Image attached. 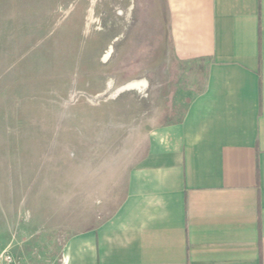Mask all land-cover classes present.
Listing matches in <instances>:
<instances>
[{
  "label": "rangeland",
  "instance_id": "374dc122",
  "mask_svg": "<svg viewBox=\"0 0 264 264\" xmlns=\"http://www.w3.org/2000/svg\"><path fill=\"white\" fill-rule=\"evenodd\" d=\"M205 79L174 52L166 0H0V264H50L55 237L107 219L148 132Z\"/></svg>",
  "mask_w": 264,
  "mask_h": 264
},
{
  "label": "crops",
  "instance_id": "0c3cea01",
  "mask_svg": "<svg viewBox=\"0 0 264 264\" xmlns=\"http://www.w3.org/2000/svg\"><path fill=\"white\" fill-rule=\"evenodd\" d=\"M166 3L174 52L202 60L204 87L148 132L118 208L55 237L50 264H264V0Z\"/></svg>",
  "mask_w": 264,
  "mask_h": 264
},
{
  "label": "built area",
  "instance_id": "2783aa9c",
  "mask_svg": "<svg viewBox=\"0 0 264 264\" xmlns=\"http://www.w3.org/2000/svg\"><path fill=\"white\" fill-rule=\"evenodd\" d=\"M5 252V251H4ZM4 258L8 264H30L23 260L18 259L13 253L10 251H6Z\"/></svg>",
  "mask_w": 264,
  "mask_h": 264
},
{
  "label": "bare ground",
  "instance_id": "6f19581e",
  "mask_svg": "<svg viewBox=\"0 0 264 264\" xmlns=\"http://www.w3.org/2000/svg\"><path fill=\"white\" fill-rule=\"evenodd\" d=\"M145 84L146 83L144 80H136V81L129 82L126 86H123V88L139 87V86H143Z\"/></svg>",
  "mask_w": 264,
  "mask_h": 264
}]
</instances>
